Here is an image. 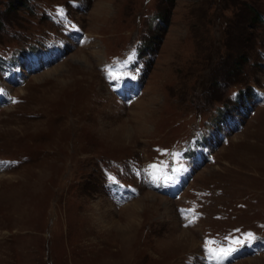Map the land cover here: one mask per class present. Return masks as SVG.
<instances>
[{
  "label": "rangeland",
  "instance_id": "obj_1",
  "mask_svg": "<svg viewBox=\"0 0 264 264\" xmlns=\"http://www.w3.org/2000/svg\"><path fill=\"white\" fill-rule=\"evenodd\" d=\"M0 264H264V0H0Z\"/></svg>",
  "mask_w": 264,
  "mask_h": 264
},
{
  "label": "snow or ice",
  "instance_id": "obj_2",
  "mask_svg": "<svg viewBox=\"0 0 264 264\" xmlns=\"http://www.w3.org/2000/svg\"><path fill=\"white\" fill-rule=\"evenodd\" d=\"M108 76L113 83H115L116 80L120 79V77L114 76V74L111 72L108 73ZM172 155H173V158H177V157L182 156V153L174 152L172 153ZM149 167L152 169L159 168V166L155 164H151L149 165ZM186 171H187V168L183 164H181L179 167H173L171 169V174H168L166 172L160 173L159 171H153L151 173H148V175L150 176L151 181L155 182V186L157 188H161V187L168 186L169 184L176 182L179 176L183 172H186ZM161 181L163 183H160ZM189 223H192V221L190 220ZM235 231H240V230L237 229ZM257 239L258 237H256L254 233L249 231L244 234L243 239L238 238V237L233 238L232 244L227 247H221L219 249H214V248L208 249V251L213 254L214 259H217L219 261H224L230 258L236 252L240 251L243 247L251 246ZM233 245H236V246H233Z\"/></svg>",
  "mask_w": 264,
  "mask_h": 264
},
{
  "label": "bare ground",
  "instance_id": "obj_3",
  "mask_svg": "<svg viewBox=\"0 0 264 264\" xmlns=\"http://www.w3.org/2000/svg\"><path fill=\"white\" fill-rule=\"evenodd\" d=\"M183 234H184V233H182V235H181V234H180V235L183 236ZM184 237H186V235H184L183 238H184Z\"/></svg>",
  "mask_w": 264,
  "mask_h": 264
},
{
  "label": "trees",
  "instance_id": "obj_4",
  "mask_svg": "<svg viewBox=\"0 0 264 264\" xmlns=\"http://www.w3.org/2000/svg\"><path fill=\"white\" fill-rule=\"evenodd\" d=\"M256 16H258V14H256Z\"/></svg>",
  "mask_w": 264,
  "mask_h": 264
}]
</instances>
